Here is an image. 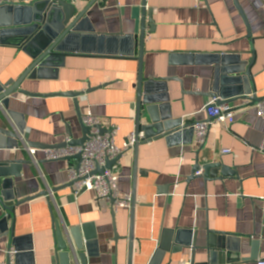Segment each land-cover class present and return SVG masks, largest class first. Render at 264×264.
<instances>
[{
  "label": "crops",
  "instance_id": "0c3cea01",
  "mask_svg": "<svg viewBox=\"0 0 264 264\" xmlns=\"http://www.w3.org/2000/svg\"><path fill=\"white\" fill-rule=\"evenodd\" d=\"M69 1L86 11L98 33L144 32L143 81L168 80L159 94L166 93L169 101L156 104L158 117L170 114L183 124L206 121L209 126L202 144L195 131H182L174 142L161 136L141 143L137 152L125 151L117 165L118 190L120 196L133 195L135 205L113 210L108 199L98 200L93 191L74 194L69 159H47L45 148L27 144L63 148L70 136L82 138L73 98L12 94L9 109L22 114L18 120L25 127L20 133L0 109V126L18 136L17 147L0 149V160L24 163L11 189L20 203L3 208L0 216H9L8 228L32 249L29 255L16 251L8 237H0V264L10 258L11 264H62L56 225L70 247L78 229L74 233L83 240L84 264H257L264 254V118L256 103L245 99L231 102L232 123L212 121L205 108L218 100L206 94L216 57H235L244 64L252 76L251 94L264 97V0ZM31 62L19 48L0 47V82L16 80ZM139 74L138 53L72 52L56 77L26 78L20 88L45 95L84 92L78 97L81 114L92 113L103 130L115 125V142L122 146L136 133ZM149 119L142 111L141 126ZM28 147L35 149L33 156ZM223 148L231 152L222 154ZM210 162L221 164L214 175L195 174L197 163ZM209 230L231 234L236 242L208 248L210 236L219 238ZM167 239L169 250L157 256ZM16 253L22 255L19 262ZM67 264L82 262L75 256Z\"/></svg>",
  "mask_w": 264,
  "mask_h": 264
},
{
  "label": "water",
  "instance_id": "95a60500",
  "mask_svg": "<svg viewBox=\"0 0 264 264\" xmlns=\"http://www.w3.org/2000/svg\"><path fill=\"white\" fill-rule=\"evenodd\" d=\"M0 0V47L12 46L21 49L32 60L26 70L16 80H11L7 84L0 82V109L5 117L12 118L20 133H23L25 124L19 121L22 114L9 109L10 97L18 92L30 97H48V96H67L74 100L77 114L80 118L83 136L80 139H73L69 143L62 144L70 146H84L88 140L89 127L83 123V114L79 109L78 97L84 92H53L34 93L20 88L22 82L28 79L44 80L56 77L58 68L63 65L65 56L69 53L91 51L98 54H110L121 56H134L138 53L140 61V74L137 83V127L136 133L145 132V139L138 140L133 149L135 152L138 146L146 141H150L156 137H166L168 141L174 142L178 140L182 134L194 133L192 124H183L182 120L174 121L172 116L156 115L157 103L168 102L169 97L165 91L166 78H155L148 82L143 81L141 64L144 53L145 34L143 31L138 33L135 30L133 34H108L98 33L85 15V10H78L77 6L69 0ZM144 12V8L142 9ZM214 67V75L211 81L210 91L207 95L217 98L219 104L231 103L237 99H248L253 92L250 82L252 76L248 68L244 64L237 62L235 57H216L211 60ZM244 84V87L241 86ZM249 84V85H248ZM261 98H256L258 101ZM146 111L149 115V123L141 126V113ZM159 127V128H158ZM155 128L157 132H151ZM101 131H104L101 128ZM18 136L13 130L0 126V149H13L18 146ZM30 147H43L45 149L59 148L58 146H47L36 142H28ZM78 161H81V154L76 155ZM121 156L114 160H107L104 168H97V173H102L105 168H111L120 160ZM69 159V158H66ZM23 160L7 159L0 160V212L3 208H10L16 200L13 189V177L20 175L19 171ZM221 166L218 162H210L204 166L196 164V169L200 168L205 171L206 175L210 171L211 175ZM196 170V171H197ZM45 194V192H43ZM32 197L26 198L25 201ZM132 209L135 205L134 196L132 195ZM16 200V202H15ZM8 217L0 216V237H8L9 247H14L16 251H28L31 254V246H22L20 238L14 236V229L8 228ZM57 235L60 241L61 254L59 255L62 264H67L70 257H77L82 264L85 262V254L83 250V240L81 236H76L78 229H74L73 245L66 244L62 239L59 227L56 225ZM209 233L219 234V238L215 241L214 234L209 238V247H226L231 242H236L231 234L226 232ZM130 237L129 239H131ZM169 239L165 240L157 250V256H161L164 251L169 250ZM93 243H87L91 246ZM16 261L22 258L21 253L15 254ZM11 259V258H10ZM7 264H11V260Z\"/></svg>",
  "mask_w": 264,
  "mask_h": 264
},
{
  "label": "built area",
  "instance_id": "2783aa9c",
  "mask_svg": "<svg viewBox=\"0 0 264 264\" xmlns=\"http://www.w3.org/2000/svg\"><path fill=\"white\" fill-rule=\"evenodd\" d=\"M256 94H250L247 102L256 103L258 116L264 118V97L256 101ZM205 111L208 117L215 122L234 121V108L231 103L219 104L217 100L209 103ZM83 123L89 127L88 140L84 146H70L58 149H46V158L57 160L69 158L68 166L69 185L72 187L74 194H82L85 191H93L98 200L108 199L111 202L113 210L119 208H130L132 206V195H119L118 190V171L115 163L111 168H105L102 173H97V168H104L107 160H114L122 156L125 151L133 149L138 140L145 139L143 131L133 133L122 146H118L115 142V135L118 128L113 125L108 130L101 131V124L96 116L87 112L82 117ZM209 122L196 121L192 123V127L196 133L197 142L202 144L205 140L206 130ZM71 141L67 138L66 143ZM260 150L264 152V137L260 146ZM29 153L33 156L35 149L28 147ZM230 149L223 148L222 154H229ZM81 154V161H78L76 155ZM73 161V162H72ZM196 175H202L203 169L200 168L195 172ZM47 196L52 197V190L47 191ZM264 247V240H263ZM257 264H264V254L257 259Z\"/></svg>",
  "mask_w": 264,
  "mask_h": 264
}]
</instances>
